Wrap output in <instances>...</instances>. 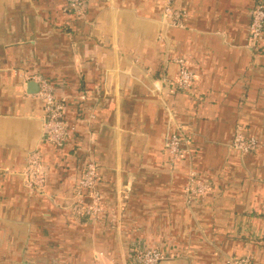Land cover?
<instances>
[{
  "label": "crops",
  "instance_id": "0c3cea01",
  "mask_svg": "<svg viewBox=\"0 0 264 264\" xmlns=\"http://www.w3.org/2000/svg\"><path fill=\"white\" fill-rule=\"evenodd\" d=\"M257 1L172 0L187 13L175 27L168 0H89L83 14L68 0H0V264H139L147 248L161 264H264V40L248 45ZM179 57L195 74L186 91L174 85ZM33 77L66 98L63 146L41 138ZM238 127L257 150L232 148ZM177 129L190 143L172 163ZM35 150L48 196L25 185ZM90 160L103 208L93 221L71 206ZM191 169L211 189L188 203Z\"/></svg>",
  "mask_w": 264,
  "mask_h": 264
},
{
  "label": "built area",
  "instance_id": "2783aa9c",
  "mask_svg": "<svg viewBox=\"0 0 264 264\" xmlns=\"http://www.w3.org/2000/svg\"><path fill=\"white\" fill-rule=\"evenodd\" d=\"M168 0L165 6V15L169 23L175 27H184L187 13L184 9L176 8ZM89 0H68V7L77 14H83L87 9ZM264 40V1L258 0L251 11L248 45L259 49ZM178 65L177 78L174 81L176 89L189 90L194 81L195 74L188 67V61L184 57L175 59ZM39 84L38 96L43 102L44 124L42 139L57 146H63L68 141L71 129L65 118L66 98L58 97L54 87L44 78L33 77ZM190 139L177 129L170 133L166 141V151L172 163H177L187 152ZM261 142L253 136H247L241 127H238L233 137L231 146L242 155L257 150ZM25 185L34 193H43L46 186V170L42 161V155L38 150L28 155L26 167L23 170ZM98 165L90 160L76 187L72 197L71 206L82 219L96 220L99 218L102 208V197L97 189ZM211 183L202 180L196 169H191L185 188L186 200L192 203L208 194ZM165 258L164 253L157 248H147L139 257V264H161ZM231 264H252V257L245 256L231 259Z\"/></svg>",
  "mask_w": 264,
  "mask_h": 264
},
{
  "label": "water",
  "instance_id": "95a60500",
  "mask_svg": "<svg viewBox=\"0 0 264 264\" xmlns=\"http://www.w3.org/2000/svg\"><path fill=\"white\" fill-rule=\"evenodd\" d=\"M30 85H33V82H31ZM38 88H39V85H38ZM43 124H44V120H43V118H42V134H41V138H42V136H43ZM41 195H43V196H48L46 193H42Z\"/></svg>",
  "mask_w": 264,
  "mask_h": 264
}]
</instances>
